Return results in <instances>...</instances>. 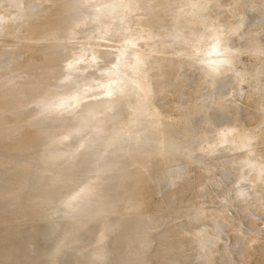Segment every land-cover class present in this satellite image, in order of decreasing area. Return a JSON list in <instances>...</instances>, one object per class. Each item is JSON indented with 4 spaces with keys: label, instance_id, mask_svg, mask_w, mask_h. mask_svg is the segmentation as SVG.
Returning a JSON list of instances; mask_svg holds the SVG:
<instances>
[{
    "label": "rangeland",
    "instance_id": "1",
    "mask_svg": "<svg viewBox=\"0 0 264 264\" xmlns=\"http://www.w3.org/2000/svg\"><path fill=\"white\" fill-rule=\"evenodd\" d=\"M31 6L39 8L30 23L24 14ZM263 8L264 0H0V60L6 54L11 62H3L15 67L0 63V113L5 112L0 114V264H134L156 249L167 257L155 260L162 264H264V44L259 42L264 19L258 21L263 30L253 24L260 18L254 11ZM252 14L258 18L253 20ZM253 44L260 49L250 47ZM171 70L169 95L175 97L166 99L169 105L164 101L168 111L158 114L159 109L151 116L158 94L150 92ZM32 75L35 80L29 84ZM224 80H231L233 87ZM222 83L232 88L220 86L226 94L218 90ZM211 88L224 94L220 100L219 94L211 97L230 112L238 106L247 110L255 101L247 116L257 117L244 120L240 107L243 114L234 111L239 118L233 123H241H232L233 134L222 136L219 126L231 115L222 117L217 109L221 118L214 117L225 121L217 122L219 126L214 122L218 119H207L213 117L209 111L213 114L221 106L210 100ZM176 92L181 98L176 99ZM190 96L199 101L193 97L189 102ZM202 112L206 123L214 119L211 126L221 135L216 136L213 126L212 131L211 126L201 131L205 122L197 124L196 118ZM171 113L182 117L172 119ZM182 118L209 136L196 140L201 133L188 131L192 127L186 132L194 134L186 133ZM210 133L225 141L212 137L221 142L211 143ZM40 134L44 137L36 141ZM202 137L206 143L211 140L206 147ZM188 140L199 145L191 142L187 147ZM119 145H128L127 154L110 159L116 148L122 149ZM222 149L231 154L221 155ZM218 152L220 161L215 158ZM141 154L148 156L146 167ZM230 155L247 164L236 159L231 165ZM225 158L228 166L221 163ZM94 165L101 166V172L95 169V180L90 173ZM231 166L227 174L236 171L233 176L241 178L229 179L225 172ZM233 166H243L241 173L251 180L242 190L244 200L237 181L240 189L246 181H240L243 175ZM173 172H178L175 184L160 180ZM115 184L117 193L112 192ZM82 186L99 197L97 208L84 214L77 211L85 205L74 202L77 198L60 202L70 191L81 198ZM202 186L208 188L206 193ZM244 206L249 208L246 213ZM204 223H214L213 235ZM160 230L162 235H156ZM210 235L216 238L213 244ZM52 239L60 240L53 254ZM236 249L240 256L234 259Z\"/></svg>",
    "mask_w": 264,
    "mask_h": 264
},
{
    "label": "bare ground",
    "instance_id": "2",
    "mask_svg": "<svg viewBox=\"0 0 264 264\" xmlns=\"http://www.w3.org/2000/svg\"><path fill=\"white\" fill-rule=\"evenodd\" d=\"M41 3H42V2H41ZM255 7H256V9H257V8H258V9L261 8V7L254 6V8H255ZM38 8H39L38 6H35V7L31 6V8H29V9H31V10H28L27 12H25V10L23 11V12H25V14H24V13H23V14L26 15L28 21L30 20V18H31L32 16L35 15V13H36V11L38 10ZM254 8H253V10H254ZM32 9H33V10H32ZM263 9H264V8H263ZM35 10H36V11H35ZM33 11H34V12H33ZM254 12H255L256 14L259 13L257 16H260V18H261V19H260V18L257 19L258 17H257V16H256L257 18L255 17L256 14H252V16H254V19H253V20H256V19H257V20H256L257 22H255V23L253 22V24L256 26V23H257V24H258V23L260 24V22H258L259 20L264 19V13H263L264 11H263V12H262V11H260V12H258V11H254ZM254 12H253V13H254ZM261 12H262L263 14H260ZM262 15H263V16H262ZM21 16H22V21H23V19H24V20H27V19L25 18V16H23V15H21ZM34 18H35V17H34ZM34 18L31 19V20H34ZM252 18H253V17H252ZM255 18H256V19H255ZM31 20H30V23H31ZM34 21H35V20H34ZM34 21H32V22H34ZM20 22H21V20H20ZM261 22H262V23H261L260 25L263 24L264 20H262ZM259 24H258V25H259ZM260 25H259V26H260ZM263 26H264V25H262V28H263ZM27 28H28V27H27ZM262 28H261V26H260L259 29L263 30L264 28H263V29H262ZM248 29H249V28H248ZM252 29H253V28H252ZM257 29H258V28H257ZM257 29H256V30H257ZM26 30H27V29H26ZM249 30H250V29H249ZM247 31H248V30H247ZM253 31H254V30H253ZM263 31H264V30H263ZM263 31H261L260 33H261V34H264V33H262ZM251 33H253V32H251ZM254 33H255V32H254ZM254 33H253L252 35H254ZM256 33H257V32H256ZM261 34H260V35H261ZM252 35H251L250 37H251L255 42H257L258 40H255V39H257V38L259 37V35H258V34L255 35V37H254L255 39L253 38ZM262 37H264V36H262ZM262 37H260L259 40H260ZM250 41H251V40H250ZM262 41H264V38H263L261 41H259V42H261V44L263 45L264 43H262ZM62 43H63V42H62ZM64 44H65V43H64ZM64 44H63V45H64ZM253 45H254V46H251V45H250V47H255V48H256V46H257L258 44H257V45H256V44H253ZM259 45H260V43H259ZM263 47H264V46H261V47H260V48L262 49V51H263ZM260 48H258V46H257L256 49L258 50V49H260ZM251 49H253V48H251ZM257 50H255V51H257ZM252 52H253V51H252ZM250 55H251V54H250ZM263 55H264V54H263ZM251 56H253V55H251ZM2 59H3V61H5V62H8V63L11 62L10 59L7 60L8 57H7L6 54H5V56H4ZM5 59H6V60H5ZM262 60H264V59H261V61H262ZM0 61H1L0 63L3 62L2 60H0ZM3 63H4V62H3ZM8 63H4L5 65H4V64H2V65L6 66ZM7 66H9V68H10V69H13V70H14V68H15V67H14L13 65H11V64H10V65L8 64ZM11 66H12V68H11ZM8 70H9V69H8ZM13 70H12V71H13ZM12 71H11V72H12ZM187 74H188V73H187ZM187 74L185 73L186 76H187ZM188 76H189V75H188ZM183 77H184V76H183ZM111 78H112L113 80L116 79V78H115L114 76H112V75H111ZM173 78H174V76H173V70H171V71H169L168 73H166L165 76L162 77L161 80H159L158 82H156L155 87L153 88V90H152L150 93L153 94V95L158 94V95H157L158 97L156 96V97L158 98V99H156V100H157L156 102L160 103L161 105H159L158 103H153V105L155 104V105H157V106L154 107L156 110H155L154 108L152 109V110H154L155 112H154V111H153V112L151 111V112H150V115H151V113H154V115H156L157 113L160 114L159 112H161V114H162V113H165V111H168V107H166L167 105H165V104H168V103L170 102V101L168 102L167 100H171L172 97H175V96H171V95H169V94H170V93H169V92H170V91H169V86H170L169 84H170L171 82H173V81H172ZM179 78L181 79L182 77L180 76ZM185 78H187V77H185ZM200 78H202V77H200ZM33 79H34V75L30 76L29 79H28V82H27V83H29V84L32 83V82L35 80V79H34V80H33ZM229 79H230V78H229ZM227 80H228V79H227ZM227 80H224V83H226V82H229V83L231 82V83H232L231 80H229V81H227ZM225 81H226V82H225ZM27 83H26V84H27ZM224 83H222L221 85H219V87H218L219 89H218V90H220L222 86H223L224 90H226V89H225L226 87H227V90H231V89H232V88H230V86H228V85L224 87ZM227 84H228V83H227ZM46 85H47L46 82H44L43 85L41 86V91H43V92L46 91ZM225 85H226V84H225ZM230 85H231V84H230ZM220 86H221V87H220ZM228 87H229L230 89H228ZM231 87H233V83H232V86H231ZM216 88H217V87H216ZM216 88H215V89H216ZM223 88H222V89H223ZM222 89H221L222 93H225V92H223L224 90H222ZM211 90L213 91V88H211ZM216 90H217V89H216ZM218 90H217V92H218ZM212 91H211V92H212ZM214 91H215V90H214ZM214 91H213V92H214ZM211 92H210V93H211ZM213 92H212V94H210V97H211V95H213V94H214V95H215V94H216V95L219 94V95H218V97H219L218 99L220 100V96H221L222 93H221L220 91H219V93H215V92L213 93ZM226 92H227V91H226ZM228 92H229V91H228ZM228 92H227V93H228ZM150 93H149V94H150ZM220 93H221V94H220ZM171 94H172V93H171ZM177 94H178V93L176 92V94H174V95H177ZM225 94H226V93H225ZM168 95H169V96H168ZM178 95H179V96H178V97L176 96V97H177L176 99L181 98L180 94H178ZM214 95H213L212 97H217V96H214ZM223 95H224V94H222V96H223ZM227 95H228V94H227ZM227 95H226V96H227ZM170 96H171V97H170ZM226 96H225V97H226ZM193 97H194V96H193ZM193 97H192V98H193ZM198 97H199V96L197 95V98H198ZM212 97H211L210 100H214V101L216 100V101H218L217 98L214 99V98H212ZM192 98H191V96H190V98H189V102H191L190 99H192ZM197 98L194 97L193 99H195V100H193V101L196 102V99H197ZM200 98H201V96H200L198 99H200ZM223 98H224V97H223ZM226 98H227V97H226ZM166 99H167V100H166ZM173 99H174V98H173ZM198 99H197V101H199ZM226 100H227V99H226ZM164 101L167 102V103L164 104L165 107H166L167 109H166V108L164 107V105H163ZM193 101H192V103H193ZM214 101H211V104H209V106H210V105L212 106V105H213L212 103H213ZM227 101H228V100H227ZM227 101L224 100V104H226L225 102H227ZM251 101H252V100H251ZM232 102H234V101H232ZM232 102L229 101V104H231ZM248 103H249V102H248ZM248 103H247V104H248ZM184 104H186V103H184ZM184 104H182V106H183ZM218 104H221V102L219 103V101H218ZM218 104H217V102H216V105H218ZM229 104H228V106H230ZM252 104H255V101H253ZM252 104H248V106H249V105L251 106V109H250V107L248 108V106L245 105V106L247 107V110H245L246 108L244 109L243 107L237 105L239 108H240V107H241V109L243 108V112H245V113H244V116H243L242 118H244V117L249 118V119L244 118V120L246 119V121H248V120L250 121V120H251L250 118H252V116H253V114L250 115V117L247 116V114H249V112H250V114H251V112H252V107H253ZM162 105H163V106H162ZM168 105H169V104H168ZM233 105H235L234 107H236V103H233ZM233 105H232V108H233ZM159 106H162V107H161V108H156V107H159ZM184 106H185V105H184ZM209 106H208V108H209ZM211 106H210V107H211ZM214 106H215V103H214ZM218 106H220V105H218ZM223 106H225V105H223ZM254 106H255V105H254ZM163 107L165 108V110H163V109H164ZM215 107H216V106H215ZM220 107H222V104H221ZM220 107H216V110L214 111L215 113H213V114L209 111V109L212 110L213 107H212V108H209V109L207 110V111H209V113H210L211 115H213V117H211V116L208 117V118H207L208 120H210L209 118L218 119L217 121H216V120L214 121V119H213V120L211 119V121L207 122V123H209V124L206 123L207 120H204V119H203V118H206V117H207V116H205L206 114L209 115V113H207V112H205V111H204V112H205L206 114H205L204 112H202V113H204L203 116L201 115L202 113L200 114V115H201V116H200L201 118H199V117L196 118V119H198V122L194 120L195 117H192V118H193L192 120H194L195 123L197 122V124H198L199 122H200L201 124L204 123V122L206 123V125H205V123H204V125L202 124V129H201V127H200L199 125H197V124H196L197 127L194 126V125H193V127H192V125H191L192 122H193L192 120H191V121H192L191 123L188 124L189 121L186 123V121H185L186 116H185V118H182V120L184 119L183 122L185 121V123H186V125H184L185 128L183 127V130L185 129V132H186V129H187V128L192 127L191 130H188V131H193V132L196 133V134H200V133H201V132H199L200 129H201V131H202V130H203V126H204V128H207L206 130H208L209 126H211V122L214 121L215 124H217V122H218V124L220 125V124H222V123H224V122L226 121V122H225V123H226L225 126L222 124L224 127L221 126V125L219 126V125L217 124V126H219V130H218V131H220L221 133H222V132H223V133H225V132H228V133L231 132V133L233 134V131H231V130H232V127H233L232 123H233V122H236V120L239 118V117H237L238 114H233V112L235 111L236 108L233 109L234 111H231V112H230L229 110L224 109V107H222L225 111H223V110L221 109V110H222V112H221ZM238 107H237V108H238ZM225 108H227V106H225ZM228 108H229V107H228ZM232 108H231V109H232ZM239 108H238L236 111L240 112V114L242 115L243 113H241V110H239ZM159 109H160V110H159ZM213 109H214V108H213ZM217 109H218V111L221 113L220 116H222V117L225 116V115H223V114H228V113H229L228 115H231L230 117H228V116L226 115L227 120L229 121L228 124H227V120H225V121L222 120V121H224V122L221 123V119H219V118H221V117H219V113H216ZM157 110H159V111H157ZM226 110H227V113H226ZM249 110H250V111H249ZM156 111H157V113H156ZM173 111H174V110H173ZM173 111H172V112H173ZM176 111H177V110H176ZM176 111H174V112H176ZM212 111H213V110H212ZM236 111H235L234 113H236ZM3 112H4V111H3ZM3 112H1V113H3ZM178 112H180V114L183 115V112H181V109H180ZM246 112H247V113H246ZM1 113H0V114H1ZM4 113H5V112H4ZM231 113H232V114H231ZM8 114H9V113H8ZM171 114H173V113H171ZM176 114H177V112H176ZM215 114H216V116H215ZM240 114H239V115H240ZM245 114H246V115H245ZM5 115H6V114H5ZM150 115H149V116H150ZM182 115H181V117H182ZM198 115H199V113H197L196 115H195L194 113L192 114V116H196V117H197ZM3 116H4V115H3ZM3 116H2V117H3ZM151 116H153V114H152ZM173 116H174V118H173ZM173 116H171L172 119H175V117H178L179 115H178V116H175V114H173ZM188 116H189V115H187V117H188ZM214 116H215V117H219V118H215ZM181 117L179 116L177 119H179V118H181ZM253 117H255V116H253ZM256 117H257V116H256ZM256 117H255V118H256ZM189 118H190V117H189ZM228 118H229V119H228ZM261 118H262V117H261ZM186 119L188 120V118H186ZM199 119H201V121H203V120H204V121L201 122V121H199ZM202 119H203V120H202ZM222 119H223V118H222ZM224 119H226V118H224ZM240 119H241V118H240ZM182 120H180V121H182ZM244 120H243V121H244ZM252 120H254V119H252ZM259 120H261V119H259ZM259 120H257V121H259ZM240 121H242V120H240ZM255 121H256V120H255ZM244 122H245V121H244ZM252 122H253V121H252ZM252 122H251V123H252ZM185 123H184V124H185ZM237 123H238V124H236V123H233V124L239 125L241 122H237ZM245 123H246V122H245ZM251 123L247 122V124H251ZM254 123H257V122H254ZM193 124H194V123H193ZM201 124H200V125H201ZM187 125H189V126H187ZM190 125H191V126H190ZM242 125H243V124H242ZM244 125H246V124H244ZM198 126H199V129L197 130L196 128H198ZM207 126H208V127H207ZM212 126H213V125H212ZM212 126H211V128H210L211 131H212ZM234 126H235V125H234ZM247 126H248V125H247ZM214 127H216V126H213V128H214ZM220 127H221L222 131H221ZM194 128H195L197 131H194ZM251 128H252V127H251ZM253 128H255V127H253ZM189 129H190V128H189ZM216 129H217V127L215 128L214 132L216 131ZM235 129H238V127L236 126ZM206 130L204 129L203 134H204V136H207V137H208L209 135H206L205 132H206L207 134H209V132H207ZM218 131L215 132L216 136H217V134L220 133V132L218 133ZM193 132H190V133H193ZM198 132H199V133H198ZM214 132H213V133H214ZM186 133H188V132H186ZM190 133H188V134H190ZM194 133H193V134H194ZM211 133H212V132H211ZM211 133H210V135H212ZM221 133H220V135H221ZM223 133H222V136L226 137V135H223ZM234 133H236V132H234ZM241 133H243V132H241ZM203 134L201 133V135L199 136V138H197L196 140L199 141V139H201V136H203ZM236 134H238V132H237ZM247 134H248V133H247ZM229 135H230V134H229ZM229 135L227 134V136H228L227 138H228V139L230 138ZM242 135H243V134H242ZM242 135H239V137H238V135H234V136H237L238 138L241 137V140H243V136H242ZM216 136L212 135L211 137H209V139H212V141H211V140H207V141H208L207 143H206V141H205V139H207V138L205 137V139H204V138L202 137L203 140H200V142H202V141L204 142V141H205V143H204L203 145L208 144L209 141H211V143H213V142L215 143L216 141H214V140H215L214 138H218V137H219V136H218V137H216ZM247 136H248V135H247ZM43 137H44V134H40V135L37 137L36 141L40 140V139L43 138ZM212 137H214V138H212ZM237 137H235V138H236L235 140H237V141L240 143L241 140L239 139V140H240V141H239V140L237 139ZM175 138H177V136H176ZM178 138H179V137H178ZM180 138H181V137H180ZM222 138H223V137H222ZM222 138L219 137L218 139H221V140H222ZM172 139H173V140H176V139H174V138H172ZM218 139H217V140H218ZM224 139H225V138H223V140H224ZM231 139H232V137H231ZM24 140H25V139H24ZM184 140H186V139H184ZM190 140H191V139H190ZM190 140H188V141H190ZM192 140H194V142L196 141L195 139H192ZM223 140H222V142H223ZM25 141H26V140H25ZM224 141H225V140H224ZM10 142H11V141H10ZM14 142H15V141H14ZM19 142H21V141H19ZM181 142H182V141H181ZM181 142H180V143H181ZM191 142H192V141H190V142H186L187 147H188V146H191ZM194 142H192L193 145H199L198 142H196V144H195ZM203 142H202V143H203ZM217 142H218V141H217ZM217 142H216V143H217ZM219 142H221V141H219ZM219 142H218V144H219ZM26 143H27V141H26ZM189 143H190V144H189ZM202 143H201V144H202ZM211 143H210V145H213V144H211ZM10 144H11V143H10ZM13 144H14V143H13ZM24 144H25V143H24ZM167 144H168V143H167ZM182 144H183V143H182ZM237 144H238V143H235L236 146H237ZM25 145H27V144H25ZM193 145H192V146H193ZM214 145H215V144H214ZM241 145H242V142H241ZM21 146H22V145H21ZM117 146H118V145H117ZM119 146H121V145H119ZM126 146H127L126 149H125L123 146H121L122 149L124 148L125 150H124V149H123V150L120 149V147H119L120 150H118V148H116V149L114 148L115 150H117V152H116V151L114 152V149H111V150H113L114 153L112 152L113 154L111 153L112 155L109 154V156H110V157L113 156V157H115V158H110V159H116V158H118V159L120 160L119 157L122 156V153H123V155H124V153L127 154L128 145H126ZM184 146H185V145H183V147H184ZM151 147H152V146H151ZM166 147L169 149V150H168L169 152L172 150V147H171V146H166ZM193 147H194V146H193ZM193 147H191V149H193ZM201 147H204V146L201 145L199 149H197V146H196V148H194V151H195V149H197V150L200 151V150H201ZM205 147H206V145H205ZM207 147H209V145H208ZM21 148H22V147H21ZM24 148H25V146H24ZM154 148H155V147H154ZM247 148H248V150H250V151H251V149H252V150H255V149H256V152L259 153L257 147H256L255 149H253V148H250V149H249V146H248ZM247 148H246V150H247ZM202 149H203V148H202ZM206 149H207V148H206ZM206 149H205V150H206ZM14 150H15V149H14ZM25 150H27V149L25 148L24 151H25ZM111 150H110L109 152H111ZM197 150H196V151H197ZM205 150H203V151L205 152ZM208 150H209V149H207L206 152H207ZM260 150H261V149H260ZM18 151H20V150H18ZM18 151H17V152H18ZM196 151H195V152H196ZM221 151H223V152H221ZM195 152H193V153H195ZM226 152H227V153H226ZM228 152H229V150L227 151V149H225V151H224V149L220 150L221 155H224V156H228L229 154H231V153H230L231 151H230L229 153H228ZM3 153H4V151H3ZM6 153L8 154V152H6ZM22 153H23V151H22ZM115 153H117V154H115ZM198 153H199V152H198ZM198 153H196V154H197V157H198L197 160L195 159L196 162H199L198 160H200V159H199V158H200V155H199ZM200 153H201V151H200ZM220 153L218 152V153L216 154L217 157H215V158H218ZM119 154H120V155H119ZM205 154H206V153H205ZM205 154H203V155H205ZM232 154H233V153H232ZM2 155H3V154H2ZM2 155H1V157H4V156H2ZM114 155H116L117 157L114 156ZM174 155H177V154H174ZM198 155H199V156H198ZM221 155H220V158H221ZM9 156H11V155H9ZM107 156H108V155H107ZM107 156H106V159L109 158V157H107ZM141 156H142V163H144V164L142 165V167H146L147 164L149 163V160L146 159L148 156H146L145 154H141ZM5 157H7V156H5ZM5 157H4V158H5ZM123 157H125V155H124ZM123 157H121V158H123ZM195 157H196V155H195ZM239 157H241V156H239ZM201 158H202V157H201ZM220 158H218V161H220V160H219ZM226 158H228V157H226ZM226 158H225V159H222V160H221V163H222V161H224V162H223V165L225 164V166H228L226 162L228 161L229 158L227 159V161H226ZM15 159H16V158H15ZM160 159H161V158H160ZM231 159H234V158L231 157V155H230V159H229V161H230V162L232 161V162H231V165H233V162H234V161H235L234 163H236V159H237V158H235L234 161L231 160ZM238 159H239V158H238ZM238 159H237V160H238ZM6 160H7V159H6ZM116 160H117V159H116ZM156 160H157V161H156ZM156 160H155L156 163L158 162L159 164H161V161H158V160H159L158 158H157ZM239 160H240V159H239ZM8 161H10V160H8ZM11 161H12V160H11ZM11 161H10V162H11ZM225 161H226V162H225ZM240 161H242V162L245 163V160H244V159H242V160H240ZM240 161H239V162H240ZM78 162H79V161H78ZM239 162H238V163H239ZM79 163H81V161H80ZM133 163H134V162H133ZM133 163H132V164H133ZM158 163H157V164H158ZM194 163H195V162H194ZM221 163H220V164H221ZM228 163H229V162H228ZM132 164H131V166H132ZM157 164H156V165H157ZM192 164H193V163H192ZM229 164H230V163H229ZM236 164H237V163H236ZM241 164H242V165H246L247 163H245V164L241 163ZM241 164H239V165H241ZM133 165H134V164H133ZM223 165L221 164V168H223V167L225 168V166H223ZM234 165H235V164H234ZM7 166H8V165H7ZM94 167H95V168H94ZM100 167H101V166H100ZM100 167L98 168L97 165H96V166H95V165L92 166V168H94V169H91V170H94V172H93V171L90 172V173L94 174V175L91 174L92 179H94V178L96 177V175H98V174L95 175V173L98 171V169L100 170ZM132 167H133V166H132ZM229 167H230V166H229ZM233 167H234V166H233ZM240 167H241V166H238V168H240ZM234 168L236 169L237 166L234 167ZM246 168H247V167H246ZM95 169H96L97 171H96ZM226 169H227V170H226L227 172L224 171L225 174L229 173V171L232 170V166H231L230 169H229L228 167H227ZM247 169H248V168H247ZM233 170H234V169H233ZM236 170H237V172L239 171V172H238V176H241V174L243 175V173H244L243 171H244L245 169H244L243 166H242V167L240 168V170H238V169H236ZM241 170H242V171H241ZM177 171H178V170H177ZM182 171H184V169H182ZM98 172H101V171H98ZM178 172H179V175H180V174H183V172L181 173V170L178 171ZM178 172H176V173H178ZM233 172H234V173H231V172H230V174H227V175L229 176V179L233 178V180H235L234 178H237V176L235 175V177H234L233 175L235 174L236 171H233ZM241 172H243V173H241ZM176 173H174V172H173V174L170 173V174H171L170 179H168V176H169L170 174H168V175L166 174V175H167V178H164V177H165V176H164V177H162V179H160V178H159V179H160L161 181H162V180H163V181H164V180H167L168 183H170V182L173 183V182H175V181H174V180L176 179L175 177H178V174H176ZM99 174H100V173H99ZM173 175H174V176H173ZM175 175H176V176H175ZM231 175H232V176H231ZM263 175H264V174H263ZM230 176H231V177H230ZM93 177H94V178H93ZM173 177H174V180H172ZM239 178H241V177H238L237 179H239ZM246 178H247V177H246ZM218 179H219V180H218V182H219L221 179H220V178H218ZM237 179H236V181H237ZM247 179H248V178H247ZM247 179H245V176L243 175V176H242V180L240 179V181L244 184V182H245ZM94 180H95V179H94ZM94 180H93V181H94ZM138 180H140V178H138ZM169 180H170V182H169ZM215 181H217V179H216ZM238 181H239V180H238ZM238 181H237V185H238V186H239V185L241 186V183L238 184V183H239ZM247 181H250V182H251V180H247ZM247 181H246V183L244 184V188L241 187V189H240V188H239L240 186L238 187V190H241L242 193H240V191L237 192V190H236V192H237L239 195L241 194V197L239 196V198H241V199L244 198V197H242V194L244 193L243 191H244L245 189H248V188H247L248 185H249L248 187L251 186V183L249 184V182H247ZM262 181H263V183H262V186H263V187H262V188H264V185H263V184H264V178H263V177H262ZM220 182H221V181H220ZM234 182H235V181H234ZM247 183H248V184H247ZM173 184H175V183H173ZM219 184H220V183H219ZM20 185H22V184H20ZM237 185H236V182H235V186H236V187H237ZM149 186H150V185H149ZM168 186H170V185H168ZM172 187H174V185L172 186V184H171V187H168L169 190L173 189ZM204 187H205V186H204ZM204 187L202 186V188H204ZM206 187L209 188V185H207ZM206 187H205V188H206ZM82 188H83V189H82ZM117 188H118V185L115 184V185L112 187V192L117 193V192H118ZM150 188H151V187H150ZM205 188H204V189L199 188V189H201L202 191H204V192L206 193L205 190H207L208 188H206V189H205ZM84 189H85V190H84ZM236 189H237V188H236ZM79 190H81V191H79ZM79 190H78V192H80L79 194H80L81 198H79V196L77 195V194H78L77 191H70V192H68L65 196H63V197L61 196V197H60V200H61L60 202H62L63 200H67V201L69 200L68 203H69V202L72 203V200H74V199L76 200V198H77V200L74 201V202H77V201H78L79 203L83 202V204H85L84 206H83V204L81 205V206H83V209H82V207H81V208H77V209L80 210V211L77 210L79 213H81V211H82V214H84L83 212H84L85 210H86V211H87V210H88V211H89V210L94 211V210H95L94 207L96 206V208H97V205L99 204V197H97V196L92 192L91 187H89V186H85V188L82 186ZM145 190H146V189H145ZM169 190H167V191H169ZM242 190H243V191H242ZM82 191H83V193H84L83 195H82ZM208 191H209V190H208ZM232 192H233V191H232ZM76 193H77V194H76ZM205 193H204V195H205ZM202 195H203V194H202ZM69 197H70V198H69ZM80 199H81L82 201H79ZM243 200H244V199H243ZM67 201H66V202L64 201V203H63L64 206H66V205L68 204ZM240 201H241V200H240ZM65 203H67V204H65ZM79 203H78V204H79ZM248 203H249V202L247 201V203H245V205L248 204ZM240 204H241V203H240ZM79 205H80V204H79ZM79 205H78V206L76 205V206L79 207ZM241 205H244V204H241ZM85 206H86L87 209H84ZM227 207H228V206H227ZM227 207H226V208H227ZM241 207H243V206H241ZM244 208H245V209H244ZM244 208H243V210H245V211H243V213L248 212V211H246V209H249V208H247V207H245V206H244ZM202 209H203V208H202ZM239 209H241V208H239ZM257 209H260L259 211H261V212H259L258 214L263 213V211L261 210V208H257ZM263 209H264V208H263ZM83 210H84V211H83ZM251 210L254 211V209H251ZM255 210H256V208H255ZM215 211H217V210H215ZM236 211H238V210L236 209ZM241 211H242V209H241ZM257 211H258V210H257ZM183 213H184V212H183ZM243 213H242V214H243ZM254 213H255V212H254ZM185 214H186V213H185ZM237 214H239V213L237 212ZM187 215H190V214H187ZM240 215H241V214H240ZM191 218H192V217H191ZM162 219H163V218H162ZM171 219L173 220L174 218L172 217ZM211 219H212V218H211ZM250 219H251V220H250L251 222H252V220H254V219H252L251 217H250ZM175 220H176V219H175ZM248 220H249V218H248ZM176 221H178V220H176ZM180 221H181V220H180ZM186 221H187V220H186ZM195 221H196V220H195ZM251 222H248V221H247V223H249V225H250ZM134 223H135V222H134ZM174 223H175V222H174ZM178 223H179V222H178ZM253 223H254V222H253ZM253 223H251L252 225H250V226H253ZM181 224H182V223H181ZM192 224H194V223H192ZM202 224H203V223H202ZM215 224H216V222H215ZM185 225H186V224H185ZM187 225H188V224H187ZM190 225H191V224H190ZM195 225H197V224H195ZM211 225H212V224H211ZM216 225H219V224H216ZM216 225H215V226H216ZM179 226H180V225H179ZM179 226H178V227H179ZM203 226H206L207 228L210 227V229H208V230H210V231L208 232V234H209V233L211 234V233L214 232V231L211 232V230L214 228V227H213V226H214V223H213V226H210L209 224L207 225V224H205V223H204ZM222 226H225V225H222ZM250 226H248V227H250ZM1 227H2V226H1ZM181 227H182V226H181ZM196 227H197V226H196ZM211 227H212V228H211ZM217 227H219V226H217ZM217 227H216V228H217ZM2 228H3V229H4V228L7 229L8 227H2ZM104 228H105V233L107 234V232H108V229H107V228H108V227H105V226H104ZM170 228H171V227H170ZM200 229H201L200 232H202V228H200ZM6 231H9V230H6ZM203 231H204V230H203ZM156 235H160V236H161V235H162L161 230H160V232L157 233ZM211 235H213V234H211ZM211 235H210V236H211ZM160 236H159V237H160ZM209 238H210V239H209V243L213 244V240L216 239V238H215L214 236H213V237L211 236V237H209ZM212 238H214V239L211 240ZM238 238H239V237H238ZM203 239H204V238H203ZM53 240H54V239L51 240V242H52V246H51L52 254H53V249L55 250L56 247L60 244V240H57V239H56L55 241H53ZM211 241H212V242H211ZM238 241H239V240H238ZM236 242H237V241H236ZM163 243H164V241H163ZM214 243H215V242H214ZM211 244H210V245H211ZM215 245H216V243H215ZM211 246H212V245H211ZM243 246H244V245H243ZM243 246H242V247H243ZM43 247H44V246H43ZM242 247H241V248H242ZM259 247H260V246H259ZM216 248H217V245H216ZM241 248H238V250H240ZM243 248H244V247H243ZM260 248H261V247H260ZM104 249H105V246H104V244H103V245H102V248H101L100 251H101V252H104ZM206 249H207V247H206ZM212 249H213V246H212ZM160 250H161V249H156V250H154V251H153L151 254H149V255H145V256H144V255H141V256L137 257V258L133 261V263H134V264H144V263H147V261H151V262H152L151 264H162V263H163V262H162V261H163L162 259L166 260L167 257L163 255V254H165L164 252H162V254H161V253H160ZM214 250H216V249H214ZM234 250H235V249H234ZM236 251H237V249H236ZM240 251H242V250H240ZM203 252L205 253L204 250H203ZM209 252H210V251H209ZM213 252H214V251H213ZM52 254L50 255V258L52 257ZM236 254H238V256H240V255H239V254H240L239 251H237V252H235V255L232 256V258H234V256H236ZM206 256H207V255H206ZM161 257H162V258H161ZM50 258L48 257V259H50ZM159 259H161L162 261H155V260H159ZM230 259H231V258H230ZM234 259H236V258H234ZM234 259H233V260H234ZM168 260H169V259H168ZM230 261H232V259H231ZM161 262H162V263H161ZM206 262H207V261H205V263H206ZM262 264H263V263H262Z\"/></svg>",
    "mask_w": 264,
    "mask_h": 264
}]
</instances>
